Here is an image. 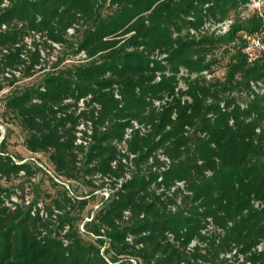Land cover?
Here are the masks:
<instances>
[{
	"label": "trees",
	"instance_id": "1",
	"mask_svg": "<svg viewBox=\"0 0 264 264\" xmlns=\"http://www.w3.org/2000/svg\"><path fill=\"white\" fill-rule=\"evenodd\" d=\"M7 1L0 94L43 78L4 98L29 153L0 140V264H264V0Z\"/></svg>",
	"mask_w": 264,
	"mask_h": 264
},
{
	"label": "rangeland",
	"instance_id": "2",
	"mask_svg": "<svg viewBox=\"0 0 264 264\" xmlns=\"http://www.w3.org/2000/svg\"><path fill=\"white\" fill-rule=\"evenodd\" d=\"M7 2L8 1H5L6 4H7ZM256 6H259V5H256ZM27 41L29 43H31L32 38L28 37ZM62 55H66L65 60L60 65V67H62V68L71 67L72 65L79 64L81 62V58L84 57V56L73 57L72 54L70 53V49L68 47H62V49L60 47H57V50H55L53 53V57H51V60H48V62H46L47 67L51 68V66L53 65V61L57 57L62 56ZM223 63H226V60H224ZM42 78H43V74L40 73V74H36L35 76H33L31 78H23L19 82L15 83L14 85L7 84L6 88L3 90L2 94H0V140L4 137L5 133H6V135L8 134L9 142H10V148L13 151L19 152L20 154L28 155V153H29L28 150L24 146V140H25L26 133L23 130L19 119L14 118V116L9 114V113L5 114V112H4V115H3L4 98L16 87H24L26 85L38 83L41 81ZM43 158L44 159L48 158V154L45 155V157L43 156ZM42 186H43L45 191H52L53 190V188L51 187V185L49 184V182L46 179L42 180ZM73 186L76 189V191L81 195L82 194L86 195L91 189L90 187L84 186L83 184H81L79 182L73 183ZM104 193H106V190L104 191ZM99 197H100V199H102L101 195H99ZM99 201L100 200L95 201V204H93L95 206L94 210L97 209V207H98L97 203H99ZM224 264H228V263H224Z\"/></svg>",
	"mask_w": 264,
	"mask_h": 264
},
{
	"label": "built area",
	"instance_id": "3",
	"mask_svg": "<svg viewBox=\"0 0 264 264\" xmlns=\"http://www.w3.org/2000/svg\"><path fill=\"white\" fill-rule=\"evenodd\" d=\"M7 1V0H5ZM257 5H260V1L256 2ZM232 23V20H225L223 22H220L216 27L218 29L219 33H225L229 30L230 25ZM4 27H6L4 25ZM72 31V29H70ZM244 38L246 39V45L243 48L244 53L246 54L248 60L250 62H255L262 56H264V29L261 31L253 32V33H245ZM57 47H59L58 44H55ZM182 73H185L183 71ZM211 74H208V77H211ZM181 87L186 88V85L184 83H181ZM117 97H120V95L117 93ZM91 97V96H90ZM88 97V98H90ZM85 98H82L78 103L79 110H85L86 104H85ZM158 105H160L161 101H156ZM141 128L142 132H145V127H140V125L137 122H134L132 127L127 129L125 140L121 144V148H123V151H126V140L131 136L133 130ZM93 127H92V121H81L79 125L77 126V137H76V144L79 145H89L93 140ZM134 157V155H131V158ZM163 160H167L168 158L162 157ZM126 160V159H125ZM123 179H121L122 181ZM178 186H184L183 182H179ZM175 189V188H174ZM258 249L264 250V242L260 243L258 246ZM133 264H137L136 260H133Z\"/></svg>",
	"mask_w": 264,
	"mask_h": 264
}]
</instances>
